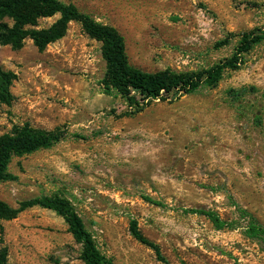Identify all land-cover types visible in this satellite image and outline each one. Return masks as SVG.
<instances>
[{
  "label": "rangeland",
  "instance_id": "374dc122",
  "mask_svg": "<svg viewBox=\"0 0 264 264\" xmlns=\"http://www.w3.org/2000/svg\"><path fill=\"white\" fill-rule=\"evenodd\" d=\"M66 2L117 29L130 64L148 73L208 70L233 57L240 34L264 31V0ZM106 68L102 44L77 22L42 52L31 40L20 50L0 43V69L16 75L12 104L0 103V136L25 123L64 132L53 147L12 159L17 179L0 184V200H68L114 264H164L132 236L133 221L170 264H264L241 213L264 224V41L215 88L128 116L124 99L105 90ZM197 211L237 227L217 230ZM0 247L7 264H84L64 218L41 207L1 221Z\"/></svg>",
  "mask_w": 264,
  "mask_h": 264
},
{
  "label": "trees",
  "instance_id": "16d2710c",
  "mask_svg": "<svg viewBox=\"0 0 264 264\" xmlns=\"http://www.w3.org/2000/svg\"><path fill=\"white\" fill-rule=\"evenodd\" d=\"M59 18L47 28H41L44 19ZM11 20L12 25L3 20ZM77 22L84 32L102 44V56L106 62V73L103 79L105 90L124 99L128 110L124 116L142 112L149 104L171 95H188L200 87L215 88L226 70H236L242 57L255 46L264 41V31L254 29L240 34L235 54L232 58L215 64L202 72L175 73L170 70L148 73L133 67L126 52L123 36L117 29L103 25L91 16L82 13L78 7L66 0H0V43L11 46L14 50L23 48L27 40H31L40 51H45L51 44L63 39L69 25ZM235 34H228L225 39L216 43L217 49L228 46ZM16 80L12 72L0 69V103L11 105L14 96L11 86ZM64 139L60 129L48 131L36 128L29 123L14 125L9 133L0 136V184L15 181L16 176L9 172L12 159L33 154L42 149H49ZM41 207L52 210L63 217L69 226L75 242L81 246L80 260L84 264H114L97 247L93 236L87 230L83 219L73 205L60 197H40L22 202L19 208H13L0 200V222L15 220L24 211ZM209 218L217 230L235 229V223L222 220L217 214L197 211ZM242 216L248 219L245 235L259 240L264 245V224L246 210ZM132 236L141 244L153 250L157 259L170 264L163 256L161 248L149 240L138 228L136 221L131 223ZM8 251L0 247V264H7Z\"/></svg>",
  "mask_w": 264,
  "mask_h": 264
}]
</instances>
